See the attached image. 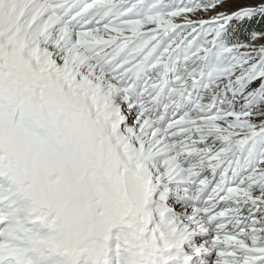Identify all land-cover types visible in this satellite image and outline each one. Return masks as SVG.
<instances>
[{
	"label": "snow or ice",
	"instance_id": "obj_1",
	"mask_svg": "<svg viewBox=\"0 0 264 264\" xmlns=\"http://www.w3.org/2000/svg\"><path fill=\"white\" fill-rule=\"evenodd\" d=\"M257 18L0 0V264H264Z\"/></svg>",
	"mask_w": 264,
	"mask_h": 264
},
{
	"label": "trees",
	"instance_id": "obj_2",
	"mask_svg": "<svg viewBox=\"0 0 264 264\" xmlns=\"http://www.w3.org/2000/svg\"><path fill=\"white\" fill-rule=\"evenodd\" d=\"M252 27L256 28L257 30L264 28V21H260L259 18L252 22ZM247 32H240L237 33L236 38L239 39L241 42L247 41Z\"/></svg>",
	"mask_w": 264,
	"mask_h": 264
},
{
	"label": "rangeland",
	"instance_id": "obj_3",
	"mask_svg": "<svg viewBox=\"0 0 264 264\" xmlns=\"http://www.w3.org/2000/svg\"><path fill=\"white\" fill-rule=\"evenodd\" d=\"M177 2H178V0H177ZM228 11H231V10H233L232 8H228L227 9ZM213 13H206V14H202V15H199V16H193L192 17V19H208V18H210V16L212 15ZM246 42V41H245ZM262 41H256L255 43H257V44H259V43H261Z\"/></svg>",
	"mask_w": 264,
	"mask_h": 264
}]
</instances>
